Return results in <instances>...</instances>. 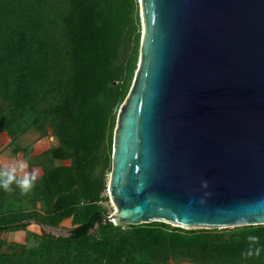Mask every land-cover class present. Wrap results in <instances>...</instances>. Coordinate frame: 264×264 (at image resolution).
Wrapping results in <instances>:
<instances>
[{
    "label": "trees",
    "instance_id": "trees-1",
    "mask_svg": "<svg viewBox=\"0 0 264 264\" xmlns=\"http://www.w3.org/2000/svg\"><path fill=\"white\" fill-rule=\"evenodd\" d=\"M140 10L139 0H0V154L5 133L14 154L43 170L26 194L0 188V264H264V224L188 229L102 217L111 214L103 203L117 113L140 57ZM34 131L57 144L31 156L20 139ZM67 218V236L41 227L38 244L3 249L4 232Z\"/></svg>",
    "mask_w": 264,
    "mask_h": 264
},
{
    "label": "water",
    "instance_id": "water-1",
    "mask_svg": "<svg viewBox=\"0 0 264 264\" xmlns=\"http://www.w3.org/2000/svg\"><path fill=\"white\" fill-rule=\"evenodd\" d=\"M140 8L138 67L114 133L116 210L102 217L264 224V0H140Z\"/></svg>",
    "mask_w": 264,
    "mask_h": 264
},
{
    "label": "rangeland",
    "instance_id": "rangeland-1",
    "mask_svg": "<svg viewBox=\"0 0 264 264\" xmlns=\"http://www.w3.org/2000/svg\"><path fill=\"white\" fill-rule=\"evenodd\" d=\"M140 12H141V10H140ZM143 31H144V24H143V20H142V16H141V41H142ZM120 109H121V107L119 108L118 113H119ZM118 113H117V117H118ZM2 136H3V139H2L3 147H6L8 149L5 152H3L0 156V166L4 167L5 165H11V164H14V163H17L20 161L27 163L23 153H18V155H17V154H14L10 150V148L8 146V144L10 142L9 137L5 133H3ZM56 144H57V138L54 137L51 133L47 134L46 136H42L37 131L30 132L20 139V146L21 147H26V146L30 147L31 156L41 155L43 152L48 150L51 146H54ZM57 163L60 164V161H57ZM27 165H28V163H27ZM30 169H29V167H27L26 171L29 172ZM31 171H33V170L31 169ZM110 175H111V173L108 172L107 173L108 186H109V181H110ZM106 194L109 196V200L105 201L103 204L107 207V209L110 211V213H113L116 210V206L114 205L113 201L110 199V195H109L108 190L106 191ZM70 220L68 221L69 223L67 225L69 227H72V225L74 226V223H73L72 219H70ZM32 224H30L31 227L25 229L26 232L18 230L17 232H4V233H2L1 238L7 241V243L3 246V249L4 250H11V248H9V246H8V244L11 242L26 244L28 247H32V246L38 244V241L40 239L37 238L36 235L40 234L42 232V229H41L40 225L39 226L38 225L33 226ZM35 224H37V223H35ZM123 225H125V224H123ZM172 225L176 226L175 224H172ZM185 228H188V229L219 228V229H221L224 227H198V226L192 227L191 226V227H185ZM229 228H232V227H229ZM184 264H194V263L186 262Z\"/></svg>",
    "mask_w": 264,
    "mask_h": 264
},
{
    "label": "clouds",
    "instance_id": "clouds-1",
    "mask_svg": "<svg viewBox=\"0 0 264 264\" xmlns=\"http://www.w3.org/2000/svg\"><path fill=\"white\" fill-rule=\"evenodd\" d=\"M28 165L26 162L20 161L11 165H5L0 168V188L5 191L11 190V185L16 184L20 188L22 194L29 192L34 186V182L37 178V172L33 170L31 173L27 172ZM248 240L251 243L258 241V237L250 235ZM260 254V249H255V255ZM246 256H252L253 252L249 250L245 253Z\"/></svg>",
    "mask_w": 264,
    "mask_h": 264
},
{
    "label": "crops",
    "instance_id": "crops-1",
    "mask_svg": "<svg viewBox=\"0 0 264 264\" xmlns=\"http://www.w3.org/2000/svg\"><path fill=\"white\" fill-rule=\"evenodd\" d=\"M5 151H6V150H5ZM5 151H3V152H5ZM3 152H2V153H3ZM2 153H1V154H2ZM1 154H0V156H1ZM17 155H18V154H17ZM60 163H61V162H60ZM1 167H2V166H1ZM28 167H29V166H28ZM30 168H31V167H29V169H30ZM31 169H32V170H35V171L38 173L37 176L41 175L42 172H43L41 166H34V167H32ZM31 169H30L29 173L32 172ZM70 219H72V218H67V219H65V220L61 223L60 228H62V229H64V230H70V228L74 227L73 225H72V227H69V226L67 225V224L69 223L68 221H69ZM70 221H71V220H70ZM72 221H73V220H72ZM70 224H71V223H70ZM32 225H33V226H36V225L39 226V224H35V223H33ZM29 227H31V226L29 225L27 228H29ZM40 227H43L44 230H46L44 226L40 225ZM19 231L26 232V230H19ZM11 232H17V231H11ZM180 264H184V263H180Z\"/></svg>",
    "mask_w": 264,
    "mask_h": 264
}]
</instances>
